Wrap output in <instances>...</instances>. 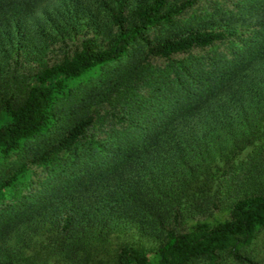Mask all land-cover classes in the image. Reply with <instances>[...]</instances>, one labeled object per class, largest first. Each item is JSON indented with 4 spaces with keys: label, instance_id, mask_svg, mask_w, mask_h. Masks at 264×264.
<instances>
[{
    "label": "trees",
    "instance_id": "obj_1",
    "mask_svg": "<svg viewBox=\"0 0 264 264\" xmlns=\"http://www.w3.org/2000/svg\"><path fill=\"white\" fill-rule=\"evenodd\" d=\"M261 230L264 0H0V264H264Z\"/></svg>",
    "mask_w": 264,
    "mask_h": 264
},
{
    "label": "rangeland",
    "instance_id": "obj_2",
    "mask_svg": "<svg viewBox=\"0 0 264 264\" xmlns=\"http://www.w3.org/2000/svg\"><path fill=\"white\" fill-rule=\"evenodd\" d=\"M228 216L226 210H212L211 214L205 213H196L194 219H191L187 222L186 227L189 229L196 221L204 222L209 225H215L218 222L224 221ZM247 253L254 260L264 263V230H261L257 233L255 239L253 240L250 247L247 249ZM223 264H238L232 260H225Z\"/></svg>",
    "mask_w": 264,
    "mask_h": 264
}]
</instances>
